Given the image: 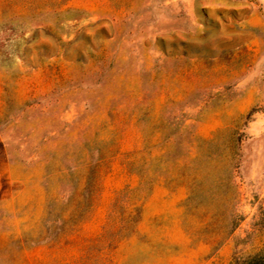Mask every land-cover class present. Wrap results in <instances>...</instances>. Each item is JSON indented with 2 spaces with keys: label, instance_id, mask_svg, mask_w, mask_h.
<instances>
[{
  "label": "rangeland",
  "instance_id": "rangeland-1",
  "mask_svg": "<svg viewBox=\"0 0 264 264\" xmlns=\"http://www.w3.org/2000/svg\"><path fill=\"white\" fill-rule=\"evenodd\" d=\"M257 255L264 0H0V264Z\"/></svg>",
  "mask_w": 264,
  "mask_h": 264
},
{
  "label": "trees",
  "instance_id": "trees-1",
  "mask_svg": "<svg viewBox=\"0 0 264 264\" xmlns=\"http://www.w3.org/2000/svg\"><path fill=\"white\" fill-rule=\"evenodd\" d=\"M261 261H264V255L261 256V255H257L253 258H251L248 262V264H260Z\"/></svg>",
  "mask_w": 264,
  "mask_h": 264
}]
</instances>
